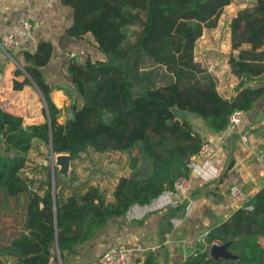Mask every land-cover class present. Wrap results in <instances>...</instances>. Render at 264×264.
<instances>
[{
	"label": "trees",
	"instance_id": "obj_1",
	"mask_svg": "<svg viewBox=\"0 0 264 264\" xmlns=\"http://www.w3.org/2000/svg\"><path fill=\"white\" fill-rule=\"evenodd\" d=\"M231 1L61 0L72 9L65 34L76 39L89 34L104 55L83 63L73 57L67 64L80 98L69 128L57 120L60 109L41 71L50 61L52 43L42 40L34 51L10 53L16 62L12 88L37 89L45 120L24 125L20 115L0 103V186L11 196L9 205L15 204L8 215L2 213L12 219L0 228V264H49L56 246L66 264L75 246L91 239L111 217L125 215L132 206L145 207L173 189L178 177H187L203 140L189 115L221 132L232 112L249 110L264 94L263 82L244 86L264 74V0L238 11L230 22L231 48L238 55L228 63L240 78L234 97H223L215 76L195 60L197 39L216 26ZM245 43L250 48H242ZM174 108L184 111L183 118ZM34 141L51 143L54 154L67 153L72 162L89 150L126 153L130 172L118 180L112 201L98 185L76 183L73 169L68 179L55 175L52 180L46 166L45 177L33 179L23 170ZM184 207H170L163 218L185 212ZM262 237L264 186L211 227L181 264H264ZM212 244H227L233 257H211ZM156 259L150 251L135 264H156Z\"/></svg>",
	"mask_w": 264,
	"mask_h": 264
},
{
	"label": "crops",
	"instance_id": "obj_2",
	"mask_svg": "<svg viewBox=\"0 0 264 264\" xmlns=\"http://www.w3.org/2000/svg\"><path fill=\"white\" fill-rule=\"evenodd\" d=\"M254 3L255 0H232L223 8L216 26L204 29L194 46L195 60L215 76L218 92L227 99L237 94L240 82V78L231 72L228 63L230 54L235 57L238 55V50L231 48L230 22L238 11L249 8ZM25 21L30 24L29 30L23 27ZM71 23L72 9L62 4L61 0H0V35L17 33L22 48L29 51H34L39 41L47 40L52 43L50 61L41 71L52 87L51 99L60 109L57 119L59 123H62L61 114L66 109L68 115L71 112V104L80 103L76 91L63 87L73 88L66 68L68 53H74L73 59L80 63L87 58H104L98 55L99 50L89 34L83 39L65 34V29ZM88 47L94 49L93 54L89 53ZM242 48L248 49L250 45L245 43ZM18 58L22 61L20 56ZM0 66L3 69L0 72L2 106L20 115L24 125L43 122L45 118L41 120L42 115L38 116L36 113L35 98H39L40 93L32 86H24L22 90L12 88L16 62L1 45ZM262 82L264 83V74L245 81L244 86L256 87ZM188 119L203 140L215 145L212 155L202 157L195 154L190 160L187 174L189 189L184 193V197H189L192 201L190 209L183 213L176 212L173 217L163 218L170 207H177L184 202L177 205L166 203L160 209L132 206L125 215L111 217L91 239L78 243L67 256L66 264H95L99 256L112 246L135 249L131 264L143 259L150 251L157 254L156 264H181L194 252L198 240L211 227L226 221L243 202L264 186V162L256 161V155L264 147V94L249 110L244 111L238 125H228L221 132H212L201 118L189 115ZM112 153L124 158L127 164L126 153L102 154L113 156ZM125 167L127 170L121 177L130 172L128 165ZM230 185L241 188L242 197L239 200L233 201L230 198ZM106 198L113 200L112 194H106ZM166 199L168 198L165 197ZM170 199L172 201L173 197ZM261 243L264 245V237L261 238ZM54 256L56 257L52 256L49 264H63L57 246Z\"/></svg>",
	"mask_w": 264,
	"mask_h": 264
},
{
	"label": "rangeland",
	"instance_id": "obj_3",
	"mask_svg": "<svg viewBox=\"0 0 264 264\" xmlns=\"http://www.w3.org/2000/svg\"><path fill=\"white\" fill-rule=\"evenodd\" d=\"M88 49L90 54L94 53V49H92L91 47H88ZM97 53L101 57H104L101 52L98 51ZM230 57L231 54L229 58ZM68 60L70 59L68 58ZM35 95L37 97V94ZM35 103L37 104L36 113L38 116L41 114V120H43V118H45V115L43 114L44 104L41 95L39 96V98H35ZM67 115L68 110L66 109V111L61 114L60 120L62 121V123L67 122ZM112 155L113 156L89 150L86 153H83L78 159L74 160V162L71 161L69 174L73 169L76 177H78V182L76 183H84L87 181L89 183L92 182L93 184L98 185L104 191L105 195L107 194L111 196L116 180L126 172L127 169L125 166L128 165L126 164V162H124V158H121L118 154L112 153ZM27 157L28 162L23 170V173L28 177H32L33 179H40L45 177V174L47 173V170L45 168L46 166H48L50 169V176L52 180H54L55 175L57 177L65 178L64 176L58 174V166L54 165L52 169L50 150L48 145L34 141L32 148L27 154ZM10 197L11 196L7 195V193L5 192V187L0 186V199L3 200V207L0 208V228L2 226L7 227V223L12 219V216H10V218L9 216H7L9 213L8 211H12L15 205H9L12 204ZM2 213L7 215H2ZM15 221L16 220H13V222Z\"/></svg>",
	"mask_w": 264,
	"mask_h": 264
},
{
	"label": "built area",
	"instance_id": "obj_4",
	"mask_svg": "<svg viewBox=\"0 0 264 264\" xmlns=\"http://www.w3.org/2000/svg\"><path fill=\"white\" fill-rule=\"evenodd\" d=\"M23 27L26 30L30 29L29 22L25 21ZM0 45L1 47L10 55L22 49L21 42L18 38L17 33L8 32L0 35ZM67 57L69 59L74 57V53H68ZM243 111H234L229 116V125H238L241 121ZM215 152V145L207 140H202L200 145L199 154L202 157H208ZM257 162H264V147L256 155ZM189 189V182L186 176L178 177L173 184V189L163 191L154 202L148 203L146 208L160 209L166 206V203H172L177 205L179 202L185 203V211H188L191 207V199L189 197H184V193ZM230 198L233 201L239 200L242 197V190L238 185H230L228 189ZM173 197L172 201L170 197ZM165 197L168 199L165 200ZM243 205V204H242ZM203 238L198 240L201 242ZM135 249L125 246H112L105 252H103L97 262L99 264H131L132 255Z\"/></svg>",
	"mask_w": 264,
	"mask_h": 264
},
{
	"label": "water",
	"instance_id": "obj_5",
	"mask_svg": "<svg viewBox=\"0 0 264 264\" xmlns=\"http://www.w3.org/2000/svg\"><path fill=\"white\" fill-rule=\"evenodd\" d=\"M66 89L70 91H76L78 92V89L76 87V83H73V88L68 86H63ZM76 108V104L72 105V110L68 115V120L65 123V127L69 128L72 119H73V110ZM174 113L177 115V118L181 119L184 116V111L174 108ZM104 117L108 118L107 115H104ZM169 123L174 122L173 120L168 121ZM49 149H50V157H51V163H52V169L53 166H58V174L64 176L65 178L69 177V168L71 163L70 155L67 153H61V154H54L51 148V143H49ZM209 255L215 259L217 258H232L233 255L227 250V244H212L209 247Z\"/></svg>",
	"mask_w": 264,
	"mask_h": 264
}]
</instances>
